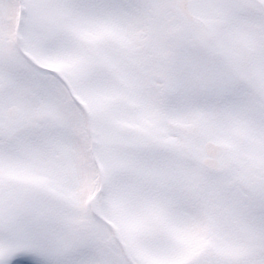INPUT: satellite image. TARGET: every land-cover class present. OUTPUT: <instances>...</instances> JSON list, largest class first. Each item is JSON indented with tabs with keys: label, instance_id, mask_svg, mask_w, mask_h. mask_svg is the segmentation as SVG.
Here are the masks:
<instances>
[{
	"label": "snow or ice",
	"instance_id": "snow-or-ice-1",
	"mask_svg": "<svg viewBox=\"0 0 264 264\" xmlns=\"http://www.w3.org/2000/svg\"><path fill=\"white\" fill-rule=\"evenodd\" d=\"M0 264H264V0H0Z\"/></svg>",
	"mask_w": 264,
	"mask_h": 264
}]
</instances>
